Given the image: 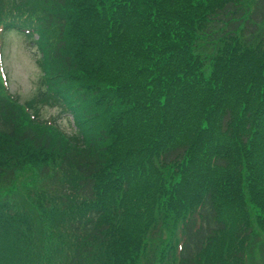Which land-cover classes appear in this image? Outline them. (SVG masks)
Instances as JSON below:
<instances>
[{"label": "trees", "instance_id": "trees-1", "mask_svg": "<svg viewBox=\"0 0 264 264\" xmlns=\"http://www.w3.org/2000/svg\"><path fill=\"white\" fill-rule=\"evenodd\" d=\"M23 12L78 131L0 98V264L256 260L264 0H0Z\"/></svg>", "mask_w": 264, "mask_h": 264}, {"label": "rangeland", "instance_id": "rangeland-1", "mask_svg": "<svg viewBox=\"0 0 264 264\" xmlns=\"http://www.w3.org/2000/svg\"><path fill=\"white\" fill-rule=\"evenodd\" d=\"M3 54V64L11 91L19 96L21 101L29 98L34 92L40 73L25 41L13 33H8L5 37ZM43 112L45 118L58 115V110L55 109H47ZM68 124L66 120L59 122L65 131ZM261 243L259 242L255 250L258 257L251 264H264V245Z\"/></svg>", "mask_w": 264, "mask_h": 264}]
</instances>
